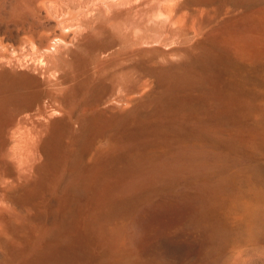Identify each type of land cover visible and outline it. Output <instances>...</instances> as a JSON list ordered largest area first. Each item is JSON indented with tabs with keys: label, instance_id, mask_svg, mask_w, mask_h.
Returning <instances> with one entry per match:
<instances>
[{
	"label": "rangeland",
	"instance_id": "374dc122",
	"mask_svg": "<svg viewBox=\"0 0 264 264\" xmlns=\"http://www.w3.org/2000/svg\"><path fill=\"white\" fill-rule=\"evenodd\" d=\"M263 45L264 0H0V264H264Z\"/></svg>",
	"mask_w": 264,
	"mask_h": 264
},
{
	"label": "bare ground",
	"instance_id": "6f19581e",
	"mask_svg": "<svg viewBox=\"0 0 264 264\" xmlns=\"http://www.w3.org/2000/svg\"><path fill=\"white\" fill-rule=\"evenodd\" d=\"M253 42V41H252ZM254 42H257L256 40L254 41ZM242 44V43H241ZM240 45V44H239ZM237 46V45H236ZM254 46V45H253ZM253 46H249V47H253ZM258 54L259 55H264V45H263V48H262V50H260L259 52H258ZM250 57V59L249 60H254V56H249ZM264 57V56H263ZM248 62H252V61H248ZM254 63V62H253ZM250 64V63H249ZM261 114V113H260ZM259 194H261V193H259ZM258 194V195H259ZM262 196V195H261ZM261 198V197H260ZM259 198V199H260ZM259 199L257 200V201H259ZM263 199V198H262ZM259 202H261V201H259ZM264 202V201H263ZM262 202V203H263ZM262 205V204H261ZM97 220V219H96ZM241 222V221H240ZM98 224V223H97ZM96 224V225H97ZM103 226V225H102ZM94 227V226H93ZM95 228H96V226H95ZM94 229V228H93ZM121 230V229H120ZM85 231V230H84ZM89 233H90V231H89ZM98 233V234H97ZM96 233V240H97V244L99 243V245L100 244H104L105 246L108 244V241L109 240H113V243H115L116 241H118V239H119V229L116 227V226H112V227H105V226H103L102 228H100V226H99V230H98V232ZM252 233V232H251ZM41 234V233H40ZM39 234V235H40ZM88 234V233H87ZM95 234V233H94ZM43 236H45V235H43ZM43 236H41L40 235V237H43ZM88 236H89V234H88ZM45 237H43L42 239H44ZM14 242V241H13ZM15 243V242H14ZM22 243V242H21ZM34 243V242H33ZM113 243H112V245H113ZM16 244V243H15ZM14 244V245H15ZM35 244V245H34ZM34 244H32L34 247H35V249L34 250H36V248L39 250L40 249V246H41V243H40V241L39 240H37V242L36 243H34ZM17 245H19V244H17ZM104 245H102V246H104ZM109 245H111V244H109ZM113 247V246H112ZM111 247V248H112ZM33 248V247H32ZM31 248V249H32ZM31 249H30V251H31ZM33 250V251H34ZM40 251H43L42 249L40 250ZM33 253H35V251L34 252H30L29 254H32V255H34ZM42 254V253H41ZM36 255H39V253L37 252V254H35L34 255V257L36 256ZM31 256V255H30ZM24 257V256H23ZM28 257V256H27Z\"/></svg>",
	"mask_w": 264,
	"mask_h": 264
}]
</instances>
